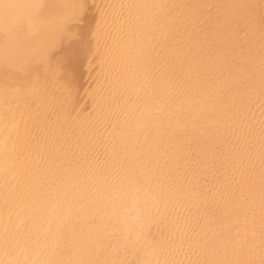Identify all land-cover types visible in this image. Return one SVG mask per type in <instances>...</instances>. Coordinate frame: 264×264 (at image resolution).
Returning a JSON list of instances; mask_svg holds the SVG:
<instances>
[{
	"label": "bare ground",
	"instance_id": "6f19581e",
	"mask_svg": "<svg viewBox=\"0 0 264 264\" xmlns=\"http://www.w3.org/2000/svg\"><path fill=\"white\" fill-rule=\"evenodd\" d=\"M0 2V264H264V0Z\"/></svg>",
	"mask_w": 264,
	"mask_h": 264
},
{
	"label": "snow or ice",
	"instance_id": "6c2138e0",
	"mask_svg": "<svg viewBox=\"0 0 264 264\" xmlns=\"http://www.w3.org/2000/svg\"><path fill=\"white\" fill-rule=\"evenodd\" d=\"M13 7H14V5L0 2V14H2L3 17L5 19H7L8 16H9V10L12 9ZM36 7L37 8H41L43 6L42 5H37ZM17 23H22V21H17ZM4 60H5V67L7 68V66H8V63H7L8 62V54L7 53H5Z\"/></svg>",
	"mask_w": 264,
	"mask_h": 264
}]
</instances>
